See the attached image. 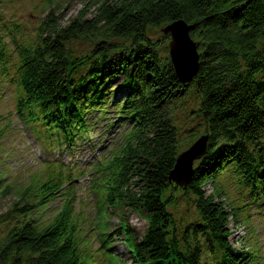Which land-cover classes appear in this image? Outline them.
<instances>
[{"label":"trees","instance_id":"trees-1","mask_svg":"<svg viewBox=\"0 0 264 264\" xmlns=\"http://www.w3.org/2000/svg\"><path fill=\"white\" fill-rule=\"evenodd\" d=\"M8 1L0 0V80L17 86L26 125L72 145L110 114L119 121L108 127L127 126L92 188L98 215L120 218L133 263L249 264L229 245L236 215L222 199L231 178L264 194V0H90L68 22L51 3L35 38L6 30ZM179 19L194 25L201 53L189 84L177 77L166 41L153 36ZM178 107L201 120L187 138ZM205 132L209 149L191 184L170 185L179 152ZM71 179L51 167L29 182L0 171V203L11 198L0 204V264H125L109 236L103 262L84 251ZM59 197L63 209L42 221L38 211ZM183 201L196 207L188 220L191 212L179 213ZM129 212L148 221L141 240L127 225Z\"/></svg>","mask_w":264,"mask_h":264},{"label":"rangeland","instance_id":"rangeland-1","mask_svg":"<svg viewBox=\"0 0 264 264\" xmlns=\"http://www.w3.org/2000/svg\"><path fill=\"white\" fill-rule=\"evenodd\" d=\"M90 0H53L59 10L62 22H68V20L74 17L78 12L82 11L86 3ZM9 9L14 12L22 21H25L29 26L36 24L37 21L41 20V12L43 10V0H13L10 4ZM43 17V15H42ZM14 94L13 89L8 86H4L0 92V115H2V121L10 120V126L7 136L3 140L2 146H0L1 158L0 164L6 170H9L13 175L27 173L33 169L39 167L41 161H49V158L56 159L62 157V159L68 162H73V158L90 159L97 154L98 149H93L88 146L82 147L67 153L57 149L46 151L38 143V140L33 136L31 131L21 123L18 118L13 114L14 110ZM90 135L95 136L96 133L92 132ZM73 158H71V156ZM82 179V180H81ZM78 179L77 182H82L79 185V197L84 200L83 206H79V211L83 212L88 218H92L95 211L92 209L93 204L90 202L88 192L84 189L88 186L90 176ZM211 191V188H209ZM4 201L0 204L2 208H7V203L11 198L5 197ZM86 204V206H84ZM56 207H50V213L55 211ZM130 216V223L141 233L146 223L140 219L136 214L132 213ZM113 223L118 222V219H112ZM264 224V219H263ZM231 237L232 242L237 246L241 247L243 240H248L250 245L257 242L258 249L262 250L264 257V234L261 230L259 223L255 224V227L239 226L238 222L231 224ZM255 228V229H254ZM254 237V238H253ZM123 249L122 243H116L117 252L121 253Z\"/></svg>","mask_w":264,"mask_h":264},{"label":"water","instance_id":"water-1","mask_svg":"<svg viewBox=\"0 0 264 264\" xmlns=\"http://www.w3.org/2000/svg\"><path fill=\"white\" fill-rule=\"evenodd\" d=\"M191 29L192 26H189L184 20H178L164 30L166 33L172 34L170 53L175 70L182 78L193 77L199 70V55L197 46L190 37ZM206 143L207 137L201 138L189 151L178 158L175 169L170 174L171 180L178 183L189 182L193 174V160L205 153Z\"/></svg>","mask_w":264,"mask_h":264}]
</instances>
